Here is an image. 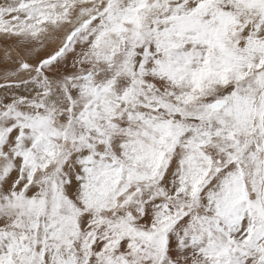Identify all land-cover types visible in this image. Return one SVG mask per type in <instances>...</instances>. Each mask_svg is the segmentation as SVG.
Segmentation results:
<instances>
[{
	"label": "snow or ice",
	"instance_id": "snow-or-ice-1",
	"mask_svg": "<svg viewBox=\"0 0 264 264\" xmlns=\"http://www.w3.org/2000/svg\"><path fill=\"white\" fill-rule=\"evenodd\" d=\"M0 264H264V0H0Z\"/></svg>",
	"mask_w": 264,
	"mask_h": 264
}]
</instances>
